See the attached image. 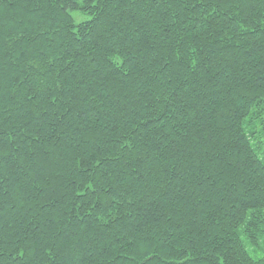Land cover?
Here are the masks:
<instances>
[{
	"label": "trees",
	"instance_id": "16d2710c",
	"mask_svg": "<svg viewBox=\"0 0 264 264\" xmlns=\"http://www.w3.org/2000/svg\"><path fill=\"white\" fill-rule=\"evenodd\" d=\"M262 137L264 0H0V264H264Z\"/></svg>",
	"mask_w": 264,
	"mask_h": 264
},
{
	"label": "rangeland",
	"instance_id": "374dc122",
	"mask_svg": "<svg viewBox=\"0 0 264 264\" xmlns=\"http://www.w3.org/2000/svg\"><path fill=\"white\" fill-rule=\"evenodd\" d=\"M73 18L75 19L76 24H80L82 22L88 21L90 18L88 16H84L79 12H73L72 13ZM260 141L264 142V137L260 139ZM263 149L261 150L262 153H264V145H261ZM247 250L249 254L254 258V259H263L264 258V243L261 244L260 248H251L247 247Z\"/></svg>",
	"mask_w": 264,
	"mask_h": 264
}]
</instances>
